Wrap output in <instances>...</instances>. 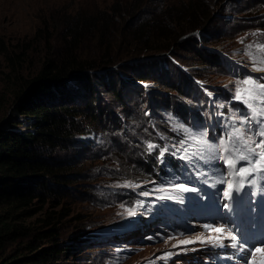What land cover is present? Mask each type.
Wrapping results in <instances>:
<instances>
[{
  "label": "rangeland",
  "instance_id": "rangeland-1",
  "mask_svg": "<svg viewBox=\"0 0 264 264\" xmlns=\"http://www.w3.org/2000/svg\"><path fill=\"white\" fill-rule=\"evenodd\" d=\"M188 1L212 13L202 28L178 35L169 49L129 47L128 36L147 18L149 6L160 11ZM113 4L121 15L117 31L107 30L104 40L125 54H143L95 70L117 69L122 98L101 86L94 98L100 115L85 121L91 126L76 146L59 152L81 162L83 178L64 199L69 215L61 242L70 244V257L58 264H264V176L247 177L225 200L227 185L220 181L231 169L218 159L228 155L225 148L237 146L230 139L234 129L256 141V132L264 130V123H256L264 118L235 99L237 89L246 87L243 81L264 84V0H0V42L28 48L27 70H33L46 49L62 41L69 16L111 10ZM93 43L89 39L86 45ZM127 63L149 72V78L135 77ZM9 70L0 53L2 126L24 120L13 110ZM254 109L264 110V104ZM247 117L251 122L241 125ZM155 161L166 166L152 178L149 162L157 166ZM180 184L190 190H180ZM206 226H223L225 234ZM229 230L237 237L235 245L226 236ZM200 236L224 239L220 245L178 243Z\"/></svg>",
  "mask_w": 264,
  "mask_h": 264
},
{
  "label": "trees",
  "instance_id": "trees-1",
  "mask_svg": "<svg viewBox=\"0 0 264 264\" xmlns=\"http://www.w3.org/2000/svg\"><path fill=\"white\" fill-rule=\"evenodd\" d=\"M196 3L167 4L160 11L149 6L144 11L147 18L128 36L129 47L169 49L178 35L202 28L212 13H204ZM119 12L113 4L111 10L69 16L62 41L46 49L33 70H27L28 48L0 42V53L10 67L6 81L14 94L13 110L26 121L15 118L10 125H0V264H58L70 257V244L61 242L69 215L64 199L82 180V165L59 152L76 146L79 135L91 126L85 121L100 115L94 98L101 86L122 98L117 69L95 70L143 54V50L125 54L120 45L116 48L112 40H104ZM89 39L94 43L87 47ZM135 65L125 64L138 79L149 78V72ZM149 164L152 178L166 166Z\"/></svg>",
  "mask_w": 264,
  "mask_h": 264
},
{
  "label": "snow or ice",
  "instance_id": "snow-or-ice-1",
  "mask_svg": "<svg viewBox=\"0 0 264 264\" xmlns=\"http://www.w3.org/2000/svg\"><path fill=\"white\" fill-rule=\"evenodd\" d=\"M243 84L246 86L243 91L237 89L235 99L241 101L248 109L253 110V115H258L264 118V110L259 112L254 109V104H264V84L256 83L255 81L245 80ZM245 120L251 122V118L247 117L241 120V125L245 123ZM257 125L260 126L264 121L257 120ZM249 131L251 129L249 128ZM256 135L260 137L259 141L252 139L251 136L246 135L242 128L234 129L230 135V139L235 138L237 141V146L232 147L231 149L225 148V151L228 155H221L218 157L219 160L223 161L224 166L227 169H231L229 173V178L221 180L220 183L226 184L227 188L223 191V197L225 200H231L233 190L239 191L244 187V181L247 177L255 176L261 174L264 176V130H258ZM199 143L204 144L206 141L200 140ZM223 144V141H221ZM153 145H149V149L153 148ZM243 162V163H242ZM237 165H240L237 167ZM236 176L239 177V182L233 181L230 177ZM250 184H255V180H250ZM182 191H189L190 189L186 188L183 184L177 186ZM147 195V193H145ZM225 208L229 207V204H224ZM129 215H134L133 210H129ZM209 231L225 234V228L220 227H211ZM226 236L231 238L233 244L238 243L237 237L232 233V231H227ZM224 236H209L204 238L202 236L196 237L194 240H183L179 241V244H190L195 243L197 240L202 242H210L215 245L222 244ZM262 249L257 248L256 251H261Z\"/></svg>",
  "mask_w": 264,
  "mask_h": 264
},
{
  "label": "bare ground",
  "instance_id": "bare-ground-1",
  "mask_svg": "<svg viewBox=\"0 0 264 264\" xmlns=\"http://www.w3.org/2000/svg\"><path fill=\"white\" fill-rule=\"evenodd\" d=\"M258 72H260V71H258Z\"/></svg>",
  "mask_w": 264,
  "mask_h": 264
}]
</instances>
